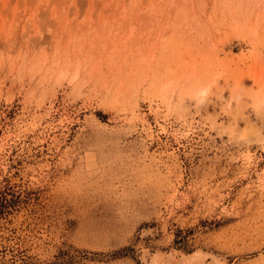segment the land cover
I'll use <instances>...</instances> for the list:
<instances>
[{
	"label": "rangeland",
	"instance_id": "1",
	"mask_svg": "<svg viewBox=\"0 0 264 264\" xmlns=\"http://www.w3.org/2000/svg\"><path fill=\"white\" fill-rule=\"evenodd\" d=\"M1 193L0 264H264V0H0Z\"/></svg>",
	"mask_w": 264,
	"mask_h": 264
},
{
	"label": "trees",
	"instance_id": "2",
	"mask_svg": "<svg viewBox=\"0 0 264 264\" xmlns=\"http://www.w3.org/2000/svg\"><path fill=\"white\" fill-rule=\"evenodd\" d=\"M12 205H13V201L6 199L1 193L0 194V215L5 213L6 208Z\"/></svg>",
	"mask_w": 264,
	"mask_h": 264
},
{
	"label": "bare ground",
	"instance_id": "3",
	"mask_svg": "<svg viewBox=\"0 0 264 264\" xmlns=\"http://www.w3.org/2000/svg\"><path fill=\"white\" fill-rule=\"evenodd\" d=\"M196 257H197V256H196ZM170 260H171V259H170ZM172 261H173V260H172ZM167 262H168V260H167ZM167 262H166V263H167ZM187 262H188V261H186L185 258H184L183 260L180 259V261H178V264H189V262H188V263H187ZM201 262H202V261H201ZM210 262H211V261H210ZM196 263H197V262H196ZM164 264H165V262H164ZM168 264H173V263H171V262L169 263V262H168ZM174 264H175V262H174ZM176 264H177V263H176ZM191 264H194V263H191ZM199 264H200V263H199ZM210 264H212V263H210Z\"/></svg>",
	"mask_w": 264,
	"mask_h": 264
}]
</instances>
